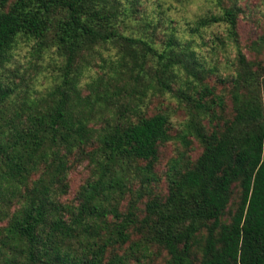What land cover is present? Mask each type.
I'll return each instance as SVG.
<instances>
[{
	"label": "trees",
	"instance_id": "obj_1",
	"mask_svg": "<svg viewBox=\"0 0 264 264\" xmlns=\"http://www.w3.org/2000/svg\"><path fill=\"white\" fill-rule=\"evenodd\" d=\"M136 3L0 0V264H142L153 245L166 251L165 264H264V70L239 53L232 115L207 129L202 119L224 103L204 81L210 68L174 29L161 48L125 33ZM239 11L232 1L189 30L223 23L235 43ZM21 39L37 55L52 48L63 59L41 98L14 82L9 65ZM253 47L264 48V35ZM91 63L100 71L82 84ZM156 93L185 102L179 138L202 147L193 161L184 152L169 161L165 197L151 195L158 147L171 139L168 115L146 114ZM13 94L20 100L10 102ZM75 152L91 175L77 204H64Z\"/></svg>",
	"mask_w": 264,
	"mask_h": 264
},
{
	"label": "rangeland",
	"instance_id": "obj_2",
	"mask_svg": "<svg viewBox=\"0 0 264 264\" xmlns=\"http://www.w3.org/2000/svg\"><path fill=\"white\" fill-rule=\"evenodd\" d=\"M12 0H8L11 3ZM232 1L240 8L237 17V42L229 41L225 33V24L215 23L204 27L193 33L189 30L198 17L207 12L217 14L221 7H228ZM137 0L135 9L131 17L125 20L124 32L137 36L150 37L156 46L163 47L165 34L168 29H174L176 35L183 41L192 44V48L197 57L210 68L204 81L212 88L214 94L224 98L223 106L214 105L213 114L205 116L202 123L211 130L209 121L212 124H222L224 119L232 115V104L230 98L231 76L239 63V53L246 61L253 62L252 69L262 68L264 70V48L254 49L253 42L264 35V0ZM130 5V4H129ZM128 5V6H129ZM146 22L151 26L145 25ZM122 29V27H121ZM35 43L27 42L24 39L13 50L12 63L10 68H16L19 76L14 77L17 90L20 93H28L32 97L41 98L46 95L55 83L58 73V66L63 63L62 57L48 48L39 55L33 53L32 47ZM106 55L108 50L102 48ZM114 49H110L113 52ZM100 71L97 64L91 63L90 67L83 68L81 83L84 84L90 75ZM176 89V85H173ZM88 91L84 89L83 94ZM212 95H209L210 98ZM147 101L146 114L152 115L157 112L166 113L169 117V133L171 139L159 145L158 158L154 164L157 181L151 184V195L157 194L165 197L167 194V181L165 172L169 161L185 153V159L195 160L202 151L199 142L188 137L190 145L185 148L179 138L184 123L188 118L187 108L184 101H179L173 97L172 93L150 95ZM20 98L12 95V101H19ZM35 174L33 178H36ZM91 175V167L88 160L81 158L76 152L69 156L68 169V189L59 197V201L64 204H77L78 193L81 186ZM138 187L135 183L133 189ZM239 188L233 185L232 200L229 204L231 210L234 209L238 200ZM131 195H128L123 202L125 206ZM148 198L146 195L144 200ZM17 205L15 204L14 207ZM143 208V201L139 203ZM122 208V207H121ZM5 222L1 223L4 225ZM0 225V226H1ZM137 234H133L132 239L136 240ZM122 251H118L121 254ZM167 258L166 251L159 246L149 248L148 257L142 258V264H165ZM131 264H137L131 260Z\"/></svg>",
	"mask_w": 264,
	"mask_h": 264
}]
</instances>
